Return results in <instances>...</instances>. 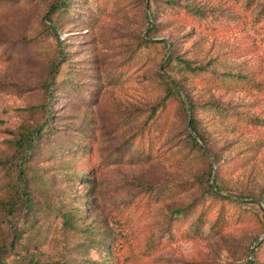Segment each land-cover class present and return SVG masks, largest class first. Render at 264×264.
<instances>
[{
    "label": "rangeland",
    "instance_id": "rangeland-1",
    "mask_svg": "<svg viewBox=\"0 0 264 264\" xmlns=\"http://www.w3.org/2000/svg\"><path fill=\"white\" fill-rule=\"evenodd\" d=\"M62 1L0 0V249L21 232L10 264H78L110 245L118 264H264L252 251L264 237V123L231 113L264 117V88L229 78L264 81V0H65L50 11ZM164 77L195 103L201 137ZM150 125L162 131L145 152ZM25 130L31 149L17 142ZM185 180L193 187L170 192ZM208 183L239 196L237 219L199 216L191 203ZM21 187L32 204L11 214ZM150 190L156 201L131 223L115 214Z\"/></svg>",
    "mask_w": 264,
    "mask_h": 264
},
{
    "label": "trees",
    "instance_id": "trees-1",
    "mask_svg": "<svg viewBox=\"0 0 264 264\" xmlns=\"http://www.w3.org/2000/svg\"><path fill=\"white\" fill-rule=\"evenodd\" d=\"M66 5L65 0L59 3H52L50 11L54 12L56 11L59 6ZM162 42H166L165 39L161 40ZM172 57V49H169V54L167 57V60H169ZM180 62L182 65L187 68L190 71L198 72L202 69H204L202 66L194 65L189 62L187 58L179 57ZM50 70H52V67L50 65ZM230 80L232 82H235V84H242L247 83L251 86H256L257 88L263 89V80H256L251 76H248L243 73H237L232 74L229 76ZM165 81V87L167 92L170 94L169 101H172L173 99H179V101L182 103H186L187 106L183 107V110L188 111V117L189 121L187 123V127L189 128L190 132H194L198 137H201L200 132L197 129L196 120L194 116V110L196 108L195 103L191 100V98L186 94L185 100L181 98V90L180 88H183L182 85L174 78H168L164 77ZM186 113V112H185ZM232 114L240 116V119L243 121H248L251 123H264V117L260 114L254 115V114H248L243 113L242 111H235L233 110L231 112ZM48 125V120L44 121L42 124H39L35 129L36 137L41 135L42 130L45 128V126ZM152 125V123H151ZM149 126L146 133L141 135L142 141L146 144L145 152L150 151L151 145H153V139H154V131L157 129L158 131H162V127L157 128L158 126ZM154 125V123H153ZM189 132V134H190ZM191 135V134H190ZM192 136V135H191ZM193 138V141H195V138ZM34 132H30L29 130H25L20 137L17 139V142L20 143L25 148H32L34 146ZM26 154V153H25ZM21 162H24L25 157H22ZM88 160V159H87ZM77 167H80L79 164L76 165ZM23 167V166H22ZM76 167V168H77ZM81 167H88L89 171L93 170V165L90 163H85L81 165ZM210 172L212 169L210 168ZM20 176L24 180V182L27 181L28 173L23 168L19 170ZM20 177V178H21ZM215 178V177H214ZM215 182V180H214ZM170 192H183L193 187V181L192 180H185L180 182H170L168 183ZM222 185H216V183H208L207 188L205 189L204 195L202 198H206L205 200H202L201 198H195L191 206L198 209L199 216L206 214L208 211H210L213 208L219 209L217 217L213 219L212 224L216 227L222 226L223 222H229V219H232L234 216V219L238 218V213L242 212L243 210L240 208V200L238 199L239 196L236 197H230L228 194H224ZM26 197V199H23L22 195ZM13 199L9 203L8 209H11L10 213L14 214L18 209H20L21 206L29 207L32 204V199L30 198L29 190L25 187H21L19 189V193H17L16 196H12ZM255 200L259 201L257 198H254ZM156 201V191L150 190L149 192H146V195L142 196L136 201L130 200L128 203H126L120 211H115V214H117L121 219L124 220V222H127L128 224L131 223V216H133L136 212L135 209L139 208H146L151 203H154ZM232 207L233 213L230 214L227 212V208ZM182 208H177L175 210V214L171 219L174 221L172 222L171 227L179 226L182 224V218H177V214H180L182 212ZM69 214V212H64L63 216H66ZM237 215V216H236ZM233 216V217H232ZM64 221H66L64 219ZM170 233L174 236L176 234V231L170 228ZM19 237H21V232H17V229L14 228V230L11 232V240L8 245H4L0 249V264H10V262L7 260V256L11 253V250L15 248L17 243L19 242ZM109 243V242H108ZM261 248L264 252V237L261 241H258L254 249L252 251H255L256 249ZM51 264H55V262H50ZM26 264H46L43 261L36 258L34 255L28 258V262ZM78 264H118V261L114 257V253L112 251V246L110 245V251L107 250L104 252L102 257L100 259H86V260H80Z\"/></svg>",
    "mask_w": 264,
    "mask_h": 264
}]
</instances>
